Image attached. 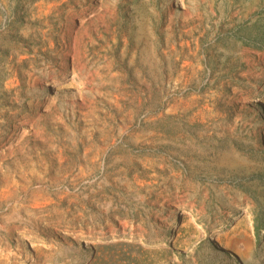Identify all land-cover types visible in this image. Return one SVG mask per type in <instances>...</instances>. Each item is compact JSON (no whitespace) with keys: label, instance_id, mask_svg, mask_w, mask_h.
<instances>
[{"label":"rangeland","instance_id":"obj_1","mask_svg":"<svg viewBox=\"0 0 264 264\" xmlns=\"http://www.w3.org/2000/svg\"><path fill=\"white\" fill-rule=\"evenodd\" d=\"M0 114V264H264V0H0Z\"/></svg>","mask_w":264,"mask_h":264},{"label":"bare ground","instance_id":"obj_2","mask_svg":"<svg viewBox=\"0 0 264 264\" xmlns=\"http://www.w3.org/2000/svg\"><path fill=\"white\" fill-rule=\"evenodd\" d=\"M5 93H6V92H5ZM5 93H4V95H6ZM0 117H1V114H0ZM219 247H220V248H223L224 246H223L221 243H219Z\"/></svg>","mask_w":264,"mask_h":264}]
</instances>
